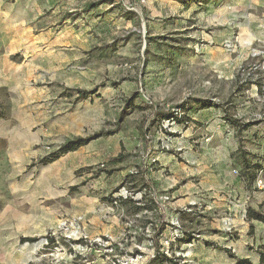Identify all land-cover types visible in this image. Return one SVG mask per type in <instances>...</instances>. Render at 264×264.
<instances>
[{
  "label": "rangeland",
  "instance_id": "rangeland-1",
  "mask_svg": "<svg viewBox=\"0 0 264 264\" xmlns=\"http://www.w3.org/2000/svg\"><path fill=\"white\" fill-rule=\"evenodd\" d=\"M243 2L43 0L50 95L0 90V264H226L241 233L217 195L173 220L149 175L165 173L160 154L211 160L237 141L264 167V6ZM179 107L188 125L158 122ZM46 117L71 126L65 142L100 134L90 142L107 163H44L65 143L43 140Z\"/></svg>",
  "mask_w": 264,
  "mask_h": 264
},
{
  "label": "crops",
  "instance_id": "crops-1",
  "mask_svg": "<svg viewBox=\"0 0 264 264\" xmlns=\"http://www.w3.org/2000/svg\"><path fill=\"white\" fill-rule=\"evenodd\" d=\"M219 1L208 0L213 2L212 4ZM243 1L248 7L259 9L264 6L263 0ZM43 44V0H0V90L12 96L32 99L35 97L42 101L49 97V93H43V81L47 80L48 75L47 70L43 71ZM28 102L31 105V100ZM43 106L44 104H41L40 109L36 110L41 113L42 118L49 112V109ZM57 111L55 109V112ZM196 117V120H205L202 113ZM46 119L47 130L43 140L58 141L61 146L65 142L61 138L65 133L72 131L71 126L49 120L47 117ZM94 142L63 155L56 162L74 155L76 158L86 154L87 156L71 165L70 170L73 173L85 168H94L99 163H107L110 155L106 156L96 150ZM233 144L235 147L230 149V144L224 142L223 145L227 148L219 157L211 160L208 156L197 155L192 150L186 152V158L182 162L174 156L160 154L158 160L165 173L151 172L149 176L160 195L155 201L158 208H164L173 220H177V212L191 210L199 206L208 195H217L221 210L226 215L223 225L228 230L231 227L241 233L239 238L233 237L229 240L228 246H223L226 264H237V260L231 259L225 252L226 249L231 250L238 259L260 264L259 252L260 247L264 245V236L260 238L258 232L263 230L264 225L259 221L248 220L247 212L251 208L264 214V189L256 190L255 186L250 188L244 181L241 169L233 158L240 144L239 141ZM254 152L264 156V150ZM258 181L264 183V172L258 177ZM169 230L171 229L168 227L167 234H172Z\"/></svg>",
  "mask_w": 264,
  "mask_h": 264
},
{
  "label": "trees",
  "instance_id": "trees-1",
  "mask_svg": "<svg viewBox=\"0 0 264 264\" xmlns=\"http://www.w3.org/2000/svg\"><path fill=\"white\" fill-rule=\"evenodd\" d=\"M98 5L95 4L92 6V8H96ZM80 94H84L83 92H81ZM184 107L180 108L179 110H181V112H184L185 114H187V111L185 109H183ZM160 119H157L158 122H164L165 120H169L170 122H175L176 124H181V125H188L189 121L188 120H184L182 118H178L177 115H164L162 113L159 114ZM187 118H191V117H187ZM233 125L237 128V132L238 133H242V131H245L247 129H249V127L251 126V124H246L243 126H240L238 121H234ZM100 134L95 135L94 137H88V138H76L73 140H69L66 141L58 151H56L55 153H53L51 155L50 158L44 159L43 162L44 163H48L50 161H54L53 159H57L62 157L63 155L70 153V152H74L78 149H80L81 147L87 145L91 140H93L94 138L99 137ZM250 156H252L254 159L256 158L254 155H251L249 153V151H245L244 147L242 145H239V148L237 150L236 153L233 154V158L234 161L236 162V164L240 167L241 169V176L243 177L244 181L248 184V186L251 188L254 184V182L256 181V179L258 178V173L260 172V170H264L260 165L258 164H253L250 160ZM247 219L248 220H255V221H259L261 223L264 224V214L259 212V211H255L253 209H249L247 212ZM36 239H23V242H35ZM225 252L229 255V257L231 259L237 260V264H252L249 260H245V259H238L235 257V255L230 251V250H225ZM260 255H261V260H260V264H264V245L260 247ZM170 262L172 264H180L178 262H175L173 260H170Z\"/></svg>",
  "mask_w": 264,
  "mask_h": 264
},
{
  "label": "built area",
  "instance_id": "built-area-1",
  "mask_svg": "<svg viewBox=\"0 0 264 264\" xmlns=\"http://www.w3.org/2000/svg\"><path fill=\"white\" fill-rule=\"evenodd\" d=\"M180 113V110L176 112V115L178 116V114ZM169 123L173 124L175 122H170L169 120H167ZM165 122V121H164ZM176 124V123H175ZM257 187L261 190L264 189V183L262 181H258ZM62 226L67 227L68 225L66 223H62Z\"/></svg>",
  "mask_w": 264,
  "mask_h": 264
}]
</instances>
